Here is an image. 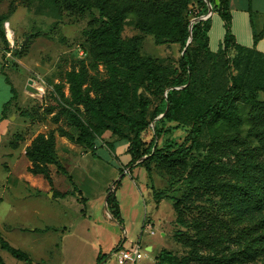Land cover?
<instances>
[{
    "label": "trees",
    "instance_id": "obj_1",
    "mask_svg": "<svg viewBox=\"0 0 264 264\" xmlns=\"http://www.w3.org/2000/svg\"><path fill=\"white\" fill-rule=\"evenodd\" d=\"M22 1L28 6L34 1L44 2L57 18L64 11L84 15L96 9L99 13V20L90 23L86 54L90 56L91 67L104 66L108 77H90L83 62L79 70L67 74L71 100L65 103L64 111L77 133L75 136L60 128L59 136L94 153L97 143L111 131L119 139L129 142V171L134 167L147 170L153 163L171 180H188L208 189L220 197L222 208L234 214V225L243 227L240 230L243 244L231 250L230 256H205L203 250L218 253L222 248L228 249L225 243L229 237L224 229L230 230L229 235L232 231L214 218H209V224L204 220L189 222L182 200H177L173 204V238L189 252L179 257L172 251L162 250L156 258L157 263L245 264L264 257V101L259 100V94L264 92V54L255 47H245L237 42L231 31L230 0H219L218 4L215 0H207L219 14L225 29L224 40L217 52L211 51L209 46L211 18L192 24L193 19L209 13L205 0H197L195 8H192L191 0ZM130 18L136 22L141 34L154 38L156 45H180L182 55L176 66L164 65L143 55L141 36L128 40L122 37ZM7 20L8 16H0V37L5 43H8L4 29ZM263 37L264 26L253 33L254 46ZM231 52L235 53L232 59L228 56ZM198 53L203 54L202 61H198ZM232 67L237 74H232ZM181 87L184 88L177 89ZM143 89L161 97L153 111L150 110L151 100L141 92ZM11 104L12 99L4 105L2 119L6 118ZM241 106L249 107L245 135ZM162 114H165L163 119L155 124L154 137L149 143L145 142L143 134ZM54 119L58 121V118ZM167 122L191 127L184 143L178 145L166 140L161 147L155 145ZM204 130L211 135L208 156L188 172L187 159L194 149L201 147ZM17 138L19 140L11 142L13 148H17L23 135L19 134ZM108 146L113 150L112 144ZM25 155L31 163L28 171L43 176L51 185L52 167L59 173H67L57 155L54 132L38 134L27 146ZM226 158L229 159L227 162ZM114 186L119 188L121 180ZM68 195L60 193L61 197ZM166 196L163 191L155 193L157 201ZM107 205L110 216L122 224L116 191L110 193ZM186 228L195 236L187 233ZM0 248L17 260L33 264L26 252L13 247L1 234ZM105 259L106 255L100 253L96 264ZM0 264H6L1 255Z\"/></svg>",
    "mask_w": 264,
    "mask_h": 264
},
{
    "label": "rangeland",
    "instance_id": "obj_2",
    "mask_svg": "<svg viewBox=\"0 0 264 264\" xmlns=\"http://www.w3.org/2000/svg\"><path fill=\"white\" fill-rule=\"evenodd\" d=\"M205 1L208 5V1ZM191 2L192 8H195L197 0ZM250 13L253 20L252 33H257L264 24V11L252 10ZM1 15L8 16L7 22L4 23L8 43L0 37V116L3 104L12 97V104L5 118L9 120L10 125L6 143L11 133H17L16 137L14 135V141L19 140L17 137L20 133L30 140L42 132H54L55 136H59L60 128L76 136L77 131L70 126L64 111L65 103L71 100L67 74L72 70H79L83 62L89 69L90 77H108L104 66L100 65L97 69L91 67L90 56L86 54L87 33L90 23L99 20L98 11L92 9L84 15L64 11L62 16L57 18L44 2L34 1L28 6L22 0H0ZM198 19H193L192 22ZM231 31L233 33L232 23ZM134 36L142 37L143 55L153 57L164 65H177L182 55L180 45H156L154 38L141 34L136 22L130 18L122 37L128 40ZM26 39L28 42L24 45ZM234 54L231 52L228 55L230 59ZM202 55L198 53V61H202ZM232 74H237L233 67ZM30 80L42 87L39 95L29 92ZM58 91L63 96H60ZM141 92L151 100L150 110L153 111L160 103L161 97L144 89ZM166 95L167 92L164 97ZM259 100L264 101V92L259 94ZM248 112L249 107L241 106L245 123L244 135L248 131ZM164 115L157 117L151 128L143 134L145 142L152 140L155 124L163 119ZM54 118H58V121L55 122ZM190 129L189 125L167 122L162 129V137L155 141V145L161 147L166 140L181 145ZM210 140V133L204 130L201 147L194 149L187 159L188 172L198 161L208 156L207 146ZM108 144H112L113 150H110ZM129 147V142L119 139L111 131L106 132L97 143L94 153L88 149L83 152L80 145L71 152L59 146L58 150L56 149L57 155L67 173L53 171L52 180L54 190L69 193L65 198H54L53 192L46 194L41 188L33 187L25 178L18 177L21 172H27L26 156L20 155L18 165L11 170L12 176H9L6 165L11 166L13 160L1 155V236L13 247L26 252L33 264H96L100 253L106 255L101 264H117L114 249L134 245H139L145 255L137 264H158L156 258L162 250L172 251L179 257L186 256L189 252L173 238V204L182 200L185 218L189 222L204 220L209 224V218H214L222 225L229 226L232 231L229 235L230 230L224 229L227 238L229 237L225 243L228 249L222 248L218 253L203 250V255H216L219 258L230 256L231 250H236L243 244L240 233L243 227L234 225V214L222 208L219 196L188 180H171L165 173L158 171L153 163L149 164L147 170L134 167L129 173ZM145 159L146 157L142 160ZM224 160L227 162L229 159ZM230 161L233 162V159ZM119 180L121 186L118 188L114 184ZM111 189V193L116 191V196L123 206L122 224L110 217L109 209L105 208V198ZM160 191L167 196L157 201L155 193ZM81 198L86 201L80 200ZM185 230L195 236L191 229ZM149 245L153 247L152 251L147 250ZM0 255L6 264H26L1 248ZM245 264H264V257Z\"/></svg>",
    "mask_w": 264,
    "mask_h": 264
},
{
    "label": "crops",
    "instance_id": "obj_3",
    "mask_svg": "<svg viewBox=\"0 0 264 264\" xmlns=\"http://www.w3.org/2000/svg\"><path fill=\"white\" fill-rule=\"evenodd\" d=\"M215 2L218 4L219 0H215ZM230 8H231V13H232V29H233V33L236 37L237 42L240 45L245 46V47H249V48L255 47V49L258 52L264 54V37L254 46L253 35H252L253 33H252V27H251V22L253 24V20L251 16L252 14L250 13L252 10L255 12L264 11V0H230ZM210 18H211V29L209 32V46H210L211 51L217 52L220 49L221 44L225 37L224 24L219 14L217 12H214L213 9H212ZM263 26L264 24L261 26V29L263 28ZM9 32L12 34V30L10 27H9ZM11 44L12 43H10V45ZM0 49H1V44H0ZM11 99L12 97L3 104L2 110H1V116H0V156L2 155L5 158L8 157L10 158V160L11 159L13 160V163L10 164L11 166L6 165L9 176H12L11 170L18 165L20 161V155L26 156L25 153H26L27 146H29L32 140L37 136L35 135L30 140H28L25 134L20 133L21 135H23V139H20V141L17 142V148H13L11 145V142L14 140V135L16 136L17 133L14 135L13 133H11L13 135V139L11 140V137H12L11 135V137H9L10 138L9 140L11 141L7 140L9 143V147L7 148L8 143H6L5 139L8 138V135L10 133V125H9V120L2 119V114H3L4 105L7 104L9 101H11ZM59 146H63L67 151L71 152V151H75L78 145L65 137L56 136V149L57 150ZM82 149H83L82 150L83 152H86L84 147H82ZM30 166H31V163L28 160L27 167H26L27 172L26 173L21 172L20 175H18V177L20 179L25 178L32 184L33 187L41 188L44 192H46V194L53 192L52 194L53 197L54 195H56L57 198L58 197L61 198L60 193L61 194L63 193L56 189L54 190V187H53L54 185H51L43 176L34 175L30 173L28 171V168ZM51 170L52 172L57 171V169H54L53 167L51 168ZM128 172L130 173L131 171L128 170ZM80 200L86 201L85 198H81ZM118 200L120 203V209L122 213L123 206L121 204V200L119 198ZM35 231H37V229H35ZM148 248H151V251L153 250V247L150 245L147 247V250Z\"/></svg>",
    "mask_w": 264,
    "mask_h": 264
},
{
    "label": "built area",
    "instance_id": "obj_4",
    "mask_svg": "<svg viewBox=\"0 0 264 264\" xmlns=\"http://www.w3.org/2000/svg\"><path fill=\"white\" fill-rule=\"evenodd\" d=\"M115 254L117 264H137L145 258L139 245H134L129 248L119 246Z\"/></svg>",
    "mask_w": 264,
    "mask_h": 264
},
{
    "label": "water",
    "instance_id": "obj_5",
    "mask_svg": "<svg viewBox=\"0 0 264 264\" xmlns=\"http://www.w3.org/2000/svg\"><path fill=\"white\" fill-rule=\"evenodd\" d=\"M208 7H209V13H208L206 16H203V17L199 18V19L196 20V21L204 20V19H207V18L210 17V15H211V13H212V6H211V4H210L209 2H208ZM196 21H195V22H196ZM195 22H192V24L195 23ZM191 29H192V26H191ZM191 29H190V30H191ZM191 40H192V38H190V40H189L188 43H190ZM27 42H28V39H26V40L24 41L23 44L26 45ZM30 84H33V81H32V80H30V81L28 82V85H30ZM28 85H27V87H28ZM26 89H27V88H26ZM111 191H112V189L108 192V194H107V196H106V198H105V205H106L105 208H106V209H108L107 200H108V197H109ZM148 250L151 251V248H148Z\"/></svg>",
    "mask_w": 264,
    "mask_h": 264
},
{
    "label": "bare ground",
    "instance_id": "obj_6",
    "mask_svg": "<svg viewBox=\"0 0 264 264\" xmlns=\"http://www.w3.org/2000/svg\"><path fill=\"white\" fill-rule=\"evenodd\" d=\"M28 90L30 93L39 95L42 92V87L33 82V84L29 85Z\"/></svg>",
    "mask_w": 264,
    "mask_h": 264
}]
</instances>
